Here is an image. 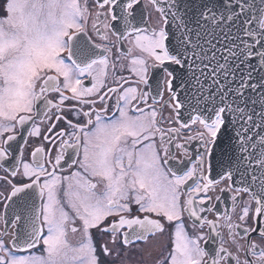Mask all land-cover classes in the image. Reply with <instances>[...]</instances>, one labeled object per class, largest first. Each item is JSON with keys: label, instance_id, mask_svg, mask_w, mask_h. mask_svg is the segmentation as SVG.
<instances>
[{"label": "snow or ice", "instance_id": "snow-or-ice-1", "mask_svg": "<svg viewBox=\"0 0 264 264\" xmlns=\"http://www.w3.org/2000/svg\"><path fill=\"white\" fill-rule=\"evenodd\" d=\"M148 2L157 27L141 0H96L94 43L86 0H0V168L19 177L0 192V264H129L166 232L154 264H264V0ZM216 188L238 222L202 215Z\"/></svg>", "mask_w": 264, "mask_h": 264}, {"label": "flooded vegetation", "instance_id": "flooded-vegetation-1", "mask_svg": "<svg viewBox=\"0 0 264 264\" xmlns=\"http://www.w3.org/2000/svg\"><path fill=\"white\" fill-rule=\"evenodd\" d=\"M86 2H87L88 9L91 13V15L88 19V24H87L88 36L91 37V39L94 43H109V41H103L101 39V36L97 35L96 30L93 29V27H92L93 21L96 20V12L103 11V10H101L97 7L96 0H86ZM81 3L82 4L85 3V0H81ZM137 13H138V16H137L138 20L141 19L140 14L141 13L143 14L144 24H141V26H145V24H146V25H150L151 27H157L158 21H159V14L154 10L153 6L148 2V0H141L140 5L137 6ZM96 22H97L98 27L100 28L101 33H103L104 32L103 25L99 21H96ZM134 23H136V21H134ZM109 39L111 42H115V37L110 36ZM127 47H128V45L126 43L124 45H121L119 42H116V46L113 48L114 58H115V55L118 54V50L119 51H126ZM123 74L125 76L130 75V73H128L126 70ZM109 83H111V78L109 79ZM166 98H167V94L165 95V99ZM110 103H115V97H113V100ZM100 106L101 105L97 104V107H100ZM110 111H111V109H110ZM164 116L166 118L169 117V110L165 109ZM61 126H63V125H61ZM168 126H169L168 124L162 125V127H165V128ZM196 127L197 126H193V128H192L193 134L196 131ZM43 131H44V128L42 127V132ZM183 134L185 136H187L189 133L185 130ZM158 140H159V138L157 137V141ZM178 142H182V141H178ZM41 144H43L46 148L48 147V145L45 142H43L42 137L30 138L29 139V145L25 150V157L24 158L26 160L30 161L31 150L37 146H40ZM174 151H175V154L177 155V157H179L180 156V150L174 149ZM53 155H55V152H53ZM212 177L217 178L215 171L212 173ZM7 180H11L13 183H18L19 177L14 178L9 173H6L2 168H0V192H3L5 194L10 192V190H11V185L7 183ZM227 183H228L227 181H224L222 183L221 187L226 186ZM208 195L213 197V200L209 206L213 207L214 210L212 212L203 213L202 215H205L210 220H215L217 217V213H220L221 215H223L225 212H229L232 214L233 221L238 222L237 217H238V214L240 212V207L237 206L235 209V212L234 213L232 212L233 204H232V201L230 199V196L233 195V193H229V192L221 193L219 191V188H216L215 191L210 190ZM216 196H221L222 202H217L215 200ZM246 198H247L246 195H242L240 198L241 203H243V200ZM3 211H4L3 201H2V198H0V214H2ZM184 220H185V224H186V227H187L189 233L192 235H195L199 231H203L205 233H207L209 231L207 226H205V228L202 230L199 228L194 230L192 228V221L190 219H188L187 214H185ZM220 223H223V221L221 220ZM76 226L79 227L78 224ZM5 228H7V235L3 236V239H4L6 244H10V242L12 240V234L15 231V229H13L11 227L10 223L5 224V222L3 220H0V233H3ZM220 231L222 232L224 240L226 241L225 247L229 248V250L232 251L234 254L239 255L241 260H244L245 259L244 251L242 250L239 253L236 252V248L232 244L231 239L229 238L227 229L221 228ZM93 234H94V237L96 239L97 246H99V244L102 242V240L108 239L107 236L101 237L98 233H96V230H93ZM79 238H80L79 232L73 234L71 231H69L68 239L70 242L76 243L79 240ZM168 239H169V235L166 232L163 236L158 235L157 237L150 238L146 244L145 243H139V248L143 249V252L137 251L135 249H131L129 251V258H128L129 264H154V260L156 258V249L159 248V246L162 245L163 243L167 242ZM253 239L261 248H264V240H260L258 237H255V235L253 236ZM239 243L241 245H244L246 243V241L239 240ZM149 251H152V253H153L152 256L148 255Z\"/></svg>", "mask_w": 264, "mask_h": 264}, {"label": "water", "instance_id": "water-1", "mask_svg": "<svg viewBox=\"0 0 264 264\" xmlns=\"http://www.w3.org/2000/svg\"><path fill=\"white\" fill-rule=\"evenodd\" d=\"M249 2H251V0H249ZM256 2L258 3V0H256ZM234 3H235V0H234ZM238 10V9H237ZM253 64H255L257 61H256V59H253ZM256 131H259V129H257ZM253 164H254V162H253Z\"/></svg>", "mask_w": 264, "mask_h": 264}]
</instances>
